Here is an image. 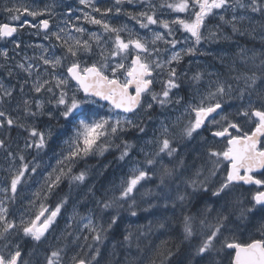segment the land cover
Listing matches in <instances>:
<instances>
[{
	"label": "snow or ice",
	"instance_id": "1",
	"mask_svg": "<svg viewBox=\"0 0 264 264\" xmlns=\"http://www.w3.org/2000/svg\"><path fill=\"white\" fill-rule=\"evenodd\" d=\"M61 4L11 0L0 9L9 21L0 41L14 45L13 55L0 48V150L10 164L0 187V264H264V0H78L79 16ZM121 15L138 29L114 23ZM25 29L48 43L19 39ZM221 41L236 49L230 62L202 47ZM200 56L221 68L207 60L181 67ZM42 117L62 119L71 136L17 215L10 206L41 167L28 156L51 149L56 135L38 126ZM14 130L23 139L16 151ZM110 151L128 168L118 185L101 190L86 184L87 170L73 172ZM65 180L69 192L58 195ZM72 185L86 187L76 201ZM245 186L256 189L247 203ZM177 209L180 231L146 251L141 237L167 232ZM142 212L162 218L117 233L124 214Z\"/></svg>",
	"mask_w": 264,
	"mask_h": 264
},
{
	"label": "rangeland",
	"instance_id": "2",
	"mask_svg": "<svg viewBox=\"0 0 264 264\" xmlns=\"http://www.w3.org/2000/svg\"><path fill=\"white\" fill-rule=\"evenodd\" d=\"M11 0H0V9L3 8L4 4L10 3ZM99 3L103 6V3L105 0H98ZM64 5H71L73 11L75 12V15L79 16L80 12L77 11V9L80 7L78 5V0H62L61 7L58 9L60 12L66 11V8ZM129 7L131 10V6ZM175 15V14H174ZM182 15V14H180ZM28 19H31L30 17ZM3 22H9L8 21V14L0 10V23ZM114 23L120 24V23H127L130 27H135L138 29V25H134V22L129 20L126 16H119L115 17L113 20ZM218 21H210L209 27L216 24ZM87 27L98 30L97 26L87 25ZM34 30L31 29H25L22 33L19 34V39H22L26 42L30 41L33 43H45L47 44V41H43L41 38L29 35V32H32ZM143 31V30H141ZM228 34H231L230 29L225 30ZM16 37H14L15 39ZM248 40V39H247ZM250 42H253L249 40ZM255 43H259V41H256ZM242 45V44H241ZM243 46V45H242ZM8 48L9 54L13 55L12 49L14 48V45L11 43H5L4 41H0V48ZM179 47V46H178ZM203 48H205L208 51H211L213 53H219L220 55L224 56L226 60L230 62V57L232 52L236 51L234 48V45L231 41L225 42L221 41L220 43H204L202 45ZM252 48V47H251ZM257 50L259 48H256ZM28 54H32L31 49H27ZM57 51H59L57 49ZM20 57H17L19 59ZM185 62L181 65L182 68L188 67V61H192V70H196L198 67H202L204 65V61H210L216 65V68H221V65L217 62L212 60V57L208 56H200V57H185ZM222 71L226 72V69H222ZM6 79V78H5ZM13 82V81H12ZM14 83V82H13ZM157 90H159V85L156 86ZM181 95H191L190 92H186L185 90L181 91ZM106 111V110H102ZM178 113L173 111L171 113L172 118L174 119L175 116ZM167 115V113L165 114ZM160 119H164V116H161ZM51 124L53 127L56 135L53 136L52 141H50L51 149H45L39 153V156L36 155L35 150H32L31 153L28 156V159L31 160L34 156L36 157L37 161L40 163L41 167L38 169V174L34 179H31L28 181V184L25 186L24 191L20 193V199L17 200L16 204L11 205L10 208L12 211H15L17 215L21 211L24 210V205L26 203L25 197L31 198L32 194L40 188V185L43 183V176L39 175L40 173H43V175H47V172L51 171L52 168L56 167L57 165V159L59 158L62 151H65L67 149V144L65 143L66 140L71 136V131L69 126L66 125V123L60 119L59 121L53 120L49 121L47 117H42L41 122L39 123V127L43 128L45 125ZM132 135H129V139L132 138ZM12 137L14 138L15 142L12 143V150L16 151V144L19 143L21 147H23V139L17 136V132L14 130L12 132ZM143 143V142H142ZM54 149V151H53ZM119 153L117 151H110L104 154V156H90L86 160H80L78 164L73 169L74 173H78L82 170H87L88 177L86 184L88 183H94L95 185L106 175V173L110 172V184H119L121 178L125 176V174L128 172V168L123 166L121 162H117L115 157ZM114 155V156H112ZM91 157H95L96 162L89 163L88 160ZM109 164L110 166L103 171V174H100V170L102 169L103 165ZM10 166L9 161L6 158V154L0 150V187L5 186L6 183V177L8 176V172L6 169ZM112 166H114V173L112 169ZM86 191L85 185H80L79 187H76V185H72V192H71V198L73 201L78 200L80 197H82L83 193ZM62 192V195L69 192V181L65 180L64 183L61 184L60 188L57 189V193ZM57 197L51 198L48 203L54 204ZM23 201V202H22ZM77 207L81 210L82 214H87L82 205L78 204ZM71 207L68 208V212L65 216V219L67 218V215L71 214ZM60 228H64V220L62 219L60 221ZM25 250L27 251L30 247V245H25ZM46 247V246H45ZM42 255L39 257V259L42 260ZM35 259V257H34Z\"/></svg>",
	"mask_w": 264,
	"mask_h": 264
},
{
	"label": "trees",
	"instance_id": "3",
	"mask_svg": "<svg viewBox=\"0 0 264 264\" xmlns=\"http://www.w3.org/2000/svg\"><path fill=\"white\" fill-rule=\"evenodd\" d=\"M240 44L243 46H246L248 48L253 47L255 44V48H259L260 44L255 42H250L245 37H239L238 38ZM102 111V110H101ZM114 156V155H112ZM89 163L96 162L95 157H91L88 160ZM113 173H114V166H112ZM110 172L106 173V175L96 184V187L98 189L103 190V188H110L112 185L110 184ZM148 187H153L152 184H149ZM249 187L245 186L244 189L241 190L242 196L245 198V203H247L253 192L256 190L255 187H251V191L248 190ZM58 195H62V192H59ZM172 210H168V216L171 217ZM179 217H180V211L176 210V217L175 222L172 223L171 227L166 232L164 229H158L154 228L152 232H150L147 236L141 237V245L142 247H145V250L147 251L148 248H150L153 245H159L162 241L170 238H174L175 234H177L180 231V225H179ZM162 217L157 214V216L153 217L149 213H140L138 217H128L127 214H124V220L120 224L119 228L117 229V233H122L125 231V229H130L132 231H138L141 229L146 230L147 226L150 222L153 224L156 223L157 220H160ZM111 249V245L108 246L107 249H104V255L105 258H108L109 252ZM135 251V248L132 250Z\"/></svg>",
	"mask_w": 264,
	"mask_h": 264
},
{
	"label": "water",
	"instance_id": "4",
	"mask_svg": "<svg viewBox=\"0 0 264 264\" xmlns=\"http://www.w3.org/2000/svg\"><path fill=\"white\" fill-rule=\"evenodd\" d=\"M247 187H253V186H247ZM255 187V186H254Z\"/></svg>",
	"mask_w": 264,
	"mask_h": 264
},
{
	"label": "flooded vegetation",
	"instance_id": "5",
	"mask_svg": "<svg viewBox=\"0 0 264 264\" xmlns=\"http://www.w3.org/2000/svg\"><path fill=\"white\" fill-rule=\"evenodd\" d=\"M14 82V81H13Z\"/></svg>",
	"mask_w": 264,
	"mask_h": 264
}]
</instances>
